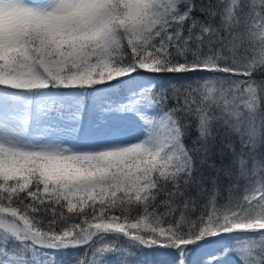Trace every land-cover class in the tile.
I'll return each mask as SVG.
<instances>
[{
	"label": "snow or ice",
	"instance_id": "6c2138e0",
	"mask_svg": "<svg viewBox=\"0 0 264 264\" xmlns=\"http://www.w3.org/2000/svg\"><path fill=\"white\" fill-rule=\"evenodd\" d=\"M190 253L264 264V0H0V264Z\"/></svg>",
	"mask_w": 264,
	"mask_h": 264
},
{
	"label": "rangeland",
	"instance_id": "374dc122",
	"mask_svg": "<svg viewBox=\"0 0 264 264\" xmlns=\"http://www.w3.org/2000/svg\"><path fill=\"white\" fill-rule=\"evenodd\" d=\"M110 259H116V258L110 257ZM188 260H189V264H195V262L199 260V253H190Z\"/></svg>",
	"mask_w": 264,
	"mask_h": 264
}]
</instances>
